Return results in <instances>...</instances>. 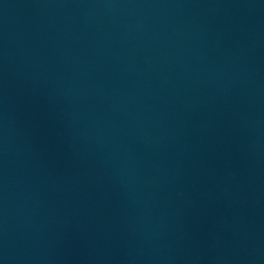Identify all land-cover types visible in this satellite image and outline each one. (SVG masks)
<instances>
[{
    "label": "water",
    "instance_id": "1",
    "mask_svg": "<svg viewBox=\"0 0 264 264\" xmlns=\"http://www.w3.org/2000/svg\"><path fill=\"white\" fill-rule=\"evenodd\" d=\"M0 264H264V0H0Z\"/></svg>",
    "mask_w": 264,
    "mask_h": 264
}]
</instances>
